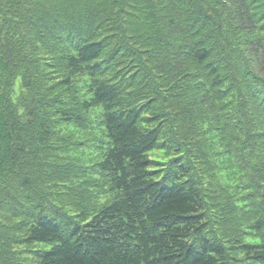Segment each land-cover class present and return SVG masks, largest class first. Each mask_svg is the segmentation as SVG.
Here are the masks:
<instances>
[{
    "label": "trees",
    "instance_id": "16d2710c",
    "mask_svg": "<svg viewBox=\"0 0 264 264\" xmlns=\"http://www.w3.org/2000/svg\"><path fill=\"white\" fill-rule=\"evenodd\" d=\"M0 264H264V0H0Z\"/></svg>",
    "mask_w": 264,
    "mask_h": 264
},
{
    "label": "rangeland",
    "instance_id": "374dc122",
    "mask_svg": "<svg viewBox=\"0 0 264 264\" xmlns=\"http://www.w3.org/2000/svg\"><path fill=\"white\" fill-rule=\"evenodd\" d=\"M16 84H17V82H16ZM156 156H158V155H156ZM38 246H39L41 249H48L51 245L48 244V243H40ZM35 248H36V247H35ZM21 257L29 258V259H30V256H29L28 254H25V253L21 254Z\"/></svg>",
    "mask_w": 264,
    "mask_h": 264
}]
</instances>
